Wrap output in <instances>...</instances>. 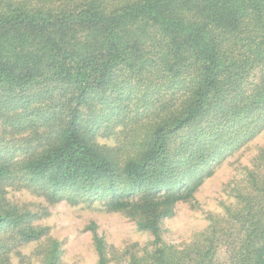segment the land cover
<instances>
[{"label":"trees","instance_id":"obj_1","mask_svg":"<svg viewBox=\"0 0 264 264\" xmlns=\"http://www.w3.org/2000/svg\"><path fill=\"white\" fill-rule=\"evenodd\" d=\"M263 132L264 0H0V264L50 231L9 189L126 213L154 248L124 264H218L215 229L177 251L161 223ZM254 176L256 196L229 213L241 229L229 264H264ZM60 255L50 241L42 264Z\"/></svg>","mask_w":264,"mask_h":264},{"label":"rangeland","instance_id":"obj_2","mask_svg":"<svg viewBox=\"0 0 264 264\" xmlns=\"http://www.w3.org/2000/svg\"><path fill=\"white\" fill-rule=\"evenodd\" d=\"M97 140L113 146L116 138L100 135ZM212 170L213 174L196 192L195 200L179 202L174 216L162 221L161 238L167 247L183 251L215 229L216 239L221 238L222 242L215 255L216 262L229 264V244L241 235L240 226L229 213L242 207L241 196H256L252 188L254 175L264 179V132L217 162ZM8 198L38 215L35 227L50 230L47 239L21 247L20 254L12 256L11 264H42L45 248L53 240L61 243L60 264H98L93 224L105 242L109 264L126 263L127 251L141 257L154 248L151 232L140 231L126 213L109 210L105 200L92 198L76 204L67 201L52 204L27 189H9Z\"/></svg>","mask_w":264,"mask_h":264}]
</instances>
